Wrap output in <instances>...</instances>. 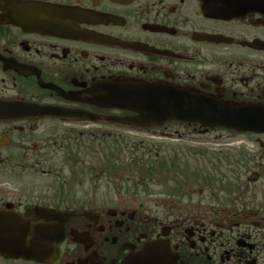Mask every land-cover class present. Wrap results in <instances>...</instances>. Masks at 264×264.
Returning a JSON list of instances; mask_svg holds the SVG:
<instances>
[{"label": "flooded vegetation", "instance_id": "obj_1", "mask_svg": "<svg viewBox=\"0 0 264 264\" xmlns=\"http://www.w3.org/2000/svg\"><path fill=\"white\" fill-rule=\"evenodd\" d=\"M130 82L264 106V0H0V264H264V133Z\"/></svg>", "mask_w": 264, "mask_h": 264}, {"label": "water", "instance_id": "obj_2", "mask_svg": "<svg viewBox=\"0 0 264 264\" xmlns=\"http://www.w3.org/2000/svg\"><path fill=\"white\" fill-rule=\"evenodd\" d=\"M225 13H230L225 10ZM165 91L169 119L201 121L205 124H220L239 131H264V106L214 100L178 89H162L149 83L134 82L119 95L120 103L143 112L147 109L153 90Z\"/></svg>", "mask_w": 264, "mask_h": 264}, {"label": "rangeland", "instance_id": "obj_3", "mask_svg": "<svg viewBox=\"0 0 264 264\" xmlns=\"http://www.w3.org/2000/svg\"><path fill=\"white\" fill-rule=\"evenodd\" d=\"M220 136L222 138V140L220 142H230L233 145L235 144V149L232 150L231 149V153H234L237 157H241L243 156L242 154H244L245 152H249L251 150L254 151H258V148H256L255 144L252 143L249 139H247V137L249 136V134H233L232 132H230L229 130H219L218 132L211 134V136ZM261 140L264 141L263 138H260ZM226 151L228 152L229 150L226 149ZM240 154V155H238ZM230 161V160H229ZM221 163H227L228 160H221ZM230 162H233L232 160ZM237 166H241V168H244L243 164H236ZM223 168H227V167H223ZM164 176L159 177L158 179L160 181H162ZM163 182V181H162ZM165 184V182H163L162 184H159L158 182L155 181L154 184H152L153 188L155 189H163V185Z\"/></svg>", "mask_w": 264, "mask_h": 264}]
</instances>
